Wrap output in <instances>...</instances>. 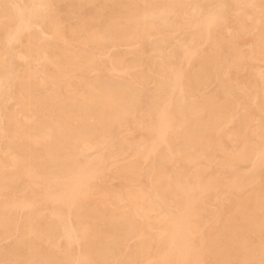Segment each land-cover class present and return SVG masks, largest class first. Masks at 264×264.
I'll return each mask as SVG.
<instances>
[{"label":"bare ground","instance_id":"6f19581e","mask_svg":"<svg viewBox=\"0 0 264 264\" xmlns=\"http://www.w3.org/2000/svg\"><path fill=\"white\" fill-rule=\"evenodd\" d=\"M245 63L264 0H0V264H264Z\"/></svg>","mask_w":264,"mask_h":264},{"label":"rangeland","instance_id":"374dc122","mask_svg":"<svg viewBox=\"0 0 264 264\" xmlns=\"http://www.w3.org/2000/svg\"><path fill=\"white\" fill-rule=\"evenodd\" d=\"M192 32H193V31H190L188 35H191ZM179 35H180V36H179ZM179 35H177V37L174 36V37H173L174 39H171V40H174V41H175V40L177 41V39H178V42H175V43H174V41H172V42H171V43H173L172 45H174V44H175V45H179L180 40H181V38H182V36H181L182 34H179ZM175 38H176V39H175ZM179 38H180V40H179ZM177 43H178V44H177ZM238 47H240V45H238ZM246 47H247V46H243V48H242V45H241V47L238 48V49H240V50H238V49H237V50H238V51H242V50H246V51H247V50H248V49H247L248 47H247V48H246ZM122 48H123V49H122ZM122 48H121V49L119 48L120 52L125 53V52L128 51L127 48H125V47H122ZM124 49H125V50H124ZM119 50H117V51H119ZM121 50H122V51H121ZM123 50H124V51H123ZM246 51H242V52H246ZM112 52H114V51H112ZM128 56H129V55H125V59L127 58L126 60H128V59L130 60L131 57H130V56L128 57ZM145 56H146V55H145ZM145 56H144L143 58H145V59L148 58V55H147L146 57H145ZM149 57H152L151 54H150ZM250 64H251V63H249V64H248V63L242 64V65H241L242 67H240V68H242V71L247 70V72L249 71V72H253V73H254V71H255V73H257V71L259 70L258 72H260V74H263V73H264V64H263V63H260V65L256 63L258 66L262 67V70H260V69H261L260 67H259L260 69H258V67L256 66V64H253V65L249 66ZM245 65H246V66H245ZM254 65H255V66H254ZM261 65H262V66H261ZM244 66H245V68H244ZM252 66H253V67H252ZM246 67H247V68H246ZM249 67H250V68H249ZM254 67H255V68H254ZM240 68H239V69H240ZM251 68H253V69H251ZM249 69H250V70H249ZM257 69H258V70H257ZM240 70H241V69H240ZM258 74H259V73H258ZM231 77H232V76H230V78H231ZM226 79L229 80L228 77H227ZM232 79H233V78H232ZM232 79H230V80H232ZM226 81H227V80H226ZM227 82H228V83H229V82L232 83L233 81H227ZM149 86H151V89L149 88ZM149 86L147 87L148 89H147V88H146V89L149 90V91L151 90V92H149V91H147V90H146V91H147L148 93H152V92L154 91L155 86H154L153 84H151V85H149ZM152 89H153V90H152ZM211 89H212V88H210V91L207 90V92H208V93L211 92V91H212ZM148 95H149V94H148ZM263 95H264V94H263ZM262 98H264V96H262ZM146 99H147V100H146ZM147 101H149V99H148V98H145V102H147ZM9 105H10V107L12 106L11 103H10ZM138 136H139V135H138ZM109 183H110V185H109ZM115 184H116V183L113 182L112 185H115ZM108 185H109V186H108ZM105 186L110 187V186H111V182H107V184H105ZM6 244H7L6 242H3V244H1V245H2L1 247H5Z\"/></svg>","mask_w":264,"mask_h":264}]
</instances>
